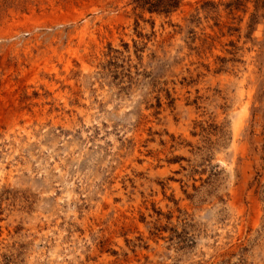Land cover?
<instances>
[{"label":"rangeland","instance_id":"1","mask_svg":"<svg viewBox=\"0 0 264 264\" xmlns=\"http://www.w3.org/2000/svg\"><path fill=\"white\" fill-rule=\"evenodd\" d=\"M0 0V264H264V0Z\"/></svg>","mask_w":264,"mask_h":264},{"label":"trees","instance_id":"2","mask_svg":"<svg viewBox=\"0 0 264 264\" xmlns=\"http://www.w3.org/2000/svg\"><path fill=\"white\" fill-rule=\"evenodd\" d=\"M136 7L148 11L149 13H163L165 15L176 10L179 0H133Z\"/></svg>","mask_w":264,"mask_h":264}]
</instances>
